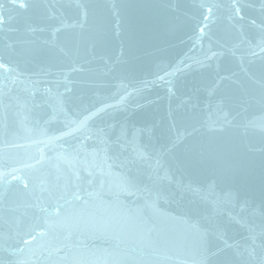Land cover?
Segmentation results:
<instances>
[{
  "label": "water",
  "instance_id": "water-1",
  "mask_svg": "<svg viewBox=\"0 0 264 264\" xmlns=\"http://www.w3.org/2000/svg\"><path fill=\"white\" fill-rule=\"evenodd\" d=\"M0 264H264V0H0Z\"/></svg>",
  "mask_w": 264,
  "mask_h": 264
}]
</instances>
